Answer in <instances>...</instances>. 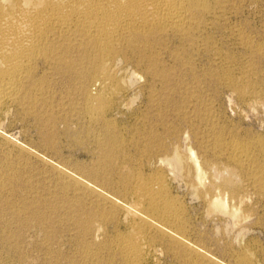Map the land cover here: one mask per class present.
<instances>
[{"label": "rangeland", "instance_id": "obj_1", "mask_svg": "<svg viewBox=\"0 0 264 264\" xmlns=\"http://www.w3.org/2000/svg\"><path fill=\"white\" fill-rule=\"evenodd\" d=\"M213 1L210 0L211 6H216L217 10L212 9L213 13L202 18L204 21L207 18L205 23L202 19L201 21L198 19V23L203 25L200 24L199 30L196 28L194 31L197 43H182L177 36H170L168 39L170 41L160 44V47L163 45L166 48H160L159 44L156 45L158 50L153 48L155 54L157 53L153 55L155 56L153 61L140 55L136 56L137 53L140 54L138 49L129 50L122 58L116 60V71L124 76L123 82L126 87L125 91L117 96L119 103H116L107 114L108 121L111 120L110 126L105 127L103 121L87 120L88 117L83 114L82 104L85 105L84 85L86 84L81 74L88 73L87 69L89 70L90 65L88 62L78 60L76 54L73 58L78 61H73L71 58L62 62L63 65L56 63L51 65L53 68L45 66L46 70H42L44 75L41 70L40 73L38 72L37 77L43 83L45 79L49 80H46L45 84L41 83L42 88L35 93L40 98L35 97L38 99L34 102L25 101L29 107L25 102H22L23 106L22 103L17 102V104H7L0 112V264H87V262L125 264L113 242L118 235L130 230L127 217H124L127 215L128 206L125 202H123L125 207L122 203L115 202L118 201L117 187L120 181L137 171L145 174L160 172L167 179L172 195L178 200L185 218L182 241L163 238L161 235L158 239L159 233L153 232L149 238L150 240L154 238L153 241L158 246L151 241L154 243H152L154 248H146L141 264H191L192 262V264H264V153L262 152L264 151V0H218L219 6L216 0L215 4ZM208 20L214 23H209ZM171 37L175 39L172 40ZM176 52L186 60L182 58L183 62H181L182 60L176 57ZM169 53H172V56ZM129 55L131 57H128ZM143 58L147 62L141 60ZM174 58L179 61H174ZM148 63L155 65L156 68L159 67V71L167 70V73L165 71L155 76V69L148 70ZM183 63L187 64L183 65ZM82 64L83 66H80ZM218 67L219 69L216 70ZM50 69L53 72L51 78H47ZM141 69L145 73L142 74ZM223 70L226 72L224 73ZM217 71L222 75L220 73L218 75ZM76 72L80 76H77ZM232 79H236L237 82ZM74 80H78L77 83ZM81 84H84V87ZM43 85L48 86H46L48 93ZM74 86L78 89L76 91L81 93L76 92ZM68 104L79 107L74 108ZM35 106H38L36 110ZM27 107L32 110L27 111ZM92 124L97 127L94 128ZM108 127L112 129H105ZM174 129H177V133ZM97 130L99 132H96V135ZM137 131L141 133L138 134ZM108 133L109 141L106 138ZM134 133L137 138L133 137ZM120 135L125 137L120 138ZM126 137L129 140L125 141ZM163 142L166 144L163 145ZM236 143L245 145L244 147L250 151L244 160L237 162L227 155V149ZM150 146L153 152L151 155L148 152L151 151ZM109 147L110 151L114 152H110ZM144 147L149 150H144L146 149ZM157 152L159 154H156ZM190 152L195 153L196 159L190 158ZM174 157L181 159V163ZM182 158L188 159L186 161ZM193 160H198L205 167L203 169L209 177L206 173L204 178L197 175L198 170L196 165H193ZM187 162L190 168L193 166L192 170H188ZM184 169L187 171L184 172ZM214 170H218L219 173ZM119 172L121 176L124 173L123 178L117 176ZM211 173L218 175L214 177ZM219 175L221 176L219 178L223 177L220 179L221 182L230 175L235 186L221 184L223 187L216 190L215 196H222L221 200L224 199L222 201L227 205L224 210L222 208L212 210L202 182L207 181L205 184H210L209 181L215 178L219 181ZM112 176H115L114 179ZM197 177L202 178V182ZM260 177L262 180H259ZM109 180H115V183ZM67 181L76 183L72 187L73 185ZM111 189L113 190L110 191ZM63 195L67 196L65 197L67 200L63 201ZM112 197L114 199L116 197L115 202ZM100 201L104 203L99 205ZM111 203H114V207L117 204L121 207L117 206L115 209L116 207L114 208ZM90 208L94 217L90 213ZM106 211L107 215L110 212L115 215L109 214L110 219L106 217ZM96 218L97 220H93ZM89 223L92 225H88ZM88 229H91V232ZM85 233L87 236H84ZM173 244L178 248L175 249ZM188 249L192 255L191 253L188 255Z\"/></svg>", "mask_w": 264, "mask_h": 264}, {"label": "bare ground", "instance_id": "obj_2", "mask_svg": "<svg viewBox=\"0 0 264 264\" xmlns=\"http://www.w3.org/2000/svg\"><path fill=\"white\" fill-rule=\"evenodd\" d=\"M216 1H217V5H218V0H216ZM211 3L212 2H210V0H0V112L5 109V106H7V104H14V103L17 104V102L18 103H22V102L24 103L27 100H29L30 102H34L36 99H38V98L35 99V97H39V95L36 96L35 93L42 88L41 83H43L42 80L37 77L38 72L40 70L42 71L45 68V66L52 67L51 65H54L56 63L61 64L62 62L68 61L69 59L71 60V58H73L74 56L77 55L78 60H80L81 62L82 61L88 62L90 65L89 70L87 69V71H89V72L86 73L85 75L81 74L82 79L85 80V84H86V85L81 84V86H83V85L85 86V88H84L85 92L84 93H86V95H84V93H83L84 100H85V105L82 104L84 107V113L83 114H85V116L88 117L87 120H90L92 122L103 121L105 123V127L107 125L110 126L111 120H109L110 122L108 121V115L107 114H108L110 109L114 108L116 103H119V101L117 102V96L120 93H122L123 91H125L124 89L126 87L125 83L123 82L124 76L119 75L120 73L118 74L116 71V68H115L116 60L120 57L122 58L123 55H125V54H127V52H129V50L133 51V49H138L140 51V54L135 53L136 56L140 55L141 57H144L149 61H153L152 59L155 57V56L153 57V55L157 54V53L155 54V52L153 50L155 48H156V50H158L157 49L158 46L156 47V45L159 44V47H160V44L165 43L166 41H170V40H168L170 38V36H172V37L177 36L178 38L181 39L182 43L187 42V43L194 44L196 42L195 41L196 35L194 34V31L196 28L198 29L200 24H201V23L200 24L198 23L199 22L198 19L199 20L202 19L203 17H205V15L210 14L212 12V9H216L215 8L216 6L214 5L215 2L213 4L215 7H212ZM220 12H221V10H220ZM217 14L218 13H216V15ZM219 15H220V13H219ZM213 16H214V14H213ZM217 18H219V16ZM206 19L207 18H205V21H206ZM214 20H215V18H214ZM205 21L203 20L204 23H205ZM207 22H209V20ZM211 23H214V22H211ZM201 25H203V24H201ZM202 28H204V27H202ZM201 32H202V30H201ZM204 33H202V34H204ZM197 36H198V34H197ZM172 37H171V39H172ZM173 39H175V38H173ZM180 39H179V42H180ZM177 41H178V39H177ZM181 46H182V44H181ZM200 46H201V43H200ZM161 47L163 48L165 46L162 45ZM198 49H199V47H198ZM162 50L163 49H161V51ZM74 54H76V55H74ZM180 54H181V52H180ZM128 57H131V56L129 55ZM128 57H126V58H128ZM176 57L178 59H181V60L183 58V57H181V55H179L178 52H176ZM144 58L141 60H146ZM175 58H174V61H176V62L179 61L178 59L176 60ZM130 59L132 60L133 58H130ZM183 59L186 60L185 58H183ZM74 60H76V59L73 58V61ZM78 60H76V61H78ZM120 60H124V59H120ZM147 60H146V62H147ZM156 60L158 61L157 58H156ZM126 61H127V59H126ZM136 61H137V59H136ZM138 61H140V60H138ZM159 61H160V59H159ZM132 62L134 63V61H132ZM181 62H183V60ZM78 63H80V62H78ZM78 63L76 65H78ZM142 63L144 64V62H142ZM150 63H153V62H150ZM153 64H155V63H153ZM186 64L187 63H185V64L183 63V65H186ZM61 65H63V63ZM61 65H59V66H61ZM73 65H72V67H73ZM179 65H181V63ZM80 66H83V64ZM147 66H149L148 70H151V69L154 70L155 69V76L160 75V73H163L165 71L167 73V70L164 71V69L162 71H159V67H157L158 68L157 69L156 67H154L155 65L153 66V65L149 64ZM192 66H193V63H192ZM192 66H190V67L193 69ZM77 67H79V66H77ZM171 68H173V67H171ZM78 69H80V68H77V70ZM85 69H86V67H85ZM218 69H219V67L216 70H218ZM44 70H46V69H44ZM63 70H65V69H63ZM224 70H223V72H224ZM169 71H170V69H169ZM52 72L53 71L51 70V72L49 74L47 73L50 76L49 77L47 75L48 76L47 78H51ZM56 72H58V71H56ZM73 72L71 71V73H73ZM143 72L144 71L142 70V74H143ZM68 73H70V72H68ZM217 73L219 75L220 71L219 72L217 71ZM42 74L44 75L43 71H42ZM76 74H77V72H76ZM77 76H80V75L77 74ZM223 76H224V74H223ZM42 77H44V76H42ZM72 77H74V76H72ZM166 77H168V75ZM224 78H225V76H224ZM153 79H154V77H153ZM46 80H49V79H45V82H46ZM64 80H65V77H64ZM84 80H82L83 83H84ZM154 80H156V79H154ZM230 80H227V81L230 82ZM72 81H73V79H72ZM77 81H75V82L77 83ZM233 81L237 82L236 79ZM233 81H232V83H233ZM45 82L43 84H45ZM76 83H75V85H76ZM80 83H82V82H80ZM44 86L45 85H43V87ZM46 86H45V89L48 87V86L47 87ZM238 86H239V84H238ZM79 87H80V84H79ZM236 88H237V86H236ZM241 88H242V86H241ZM244 88H246V87H244ZM239 89H238V91H239ZM46 90H47L46 92L48 93L49 90L48 89H46ZM76 90H78V89L76 88L75 91ZM240 91H241V89H240ZM76 92H79V91H76ZM76 92H74V94ZM153 92H155V91H153ZM79 93H81V92H79ZM41 95H43V94H41ZM79 95H81V94H79ZM83 95H81V96H83ZM47 96H49V95H47ZM47 96H46V99H47ZM85 97H86V99H85ZM82 98H80V99H82ZM148 98H150V97H148ZM42 99H44V98L42 97ZM39 101L40 100H38V102ZM75 101H76V99H75ZM79 101H78V103H80ZM62 102H65V101H62ZM23 103H22V106L24 105ZM72 103H75V102H72ZM37 104H39V103H37ZM47 104H48V102H47ZM61 104H64V103H61ZM61 104L59 106H61ZM20 105H18V106H20ZM27 105L29 107V104H27ZM51 105H53V104H51ZM68 105H70V104H68ZM79 105L81 106V103ZM22 106H21V108H22ZM38 106H35L34 109L36 110L37 109L36 107H38ZM72 106H73V104H72ZM75 106H78V105H75ZM75 106H73V107L76 108ZM41 107H42V105H41ZM25 108H26V105H25ZM46 108H47V106H46ZM46 108H44V109H46ZM51 108L53 109V107H51ZM30 110H32V109H30ZM30 110H29V108L27 109V111H30ZM35 110H34L33 115H35ZM53 110H52V112H53ZM78 110L80 112L79 108H78ZM38 111H40V110H38ZM25 112H26V110H25ZM47 113L51 114V112H47ZM24 114H26V113H24ZM40 114H43V113H40ZM83 114H81V116H83ZM188 114H187V117L189 116ZM27 115H30V114H27ZM47 115H46V117H48ZM38 116H39V114H38ZM180 116H183V115H180ZM36 117H37V114H36ZM41 117H42V115H41ZM41 117H39V118L42 119L43 117L42 118ZM183 118L185 119V117H183ZM184 119H183V121H185ZM189 119H188V121H190ZM144 122H145V120H144ZM45 123H46V121L44 122V125H45ZM186 123H189V122H186ZM52 124H53V122H52ZM98 125H100V123ZM113 125H114V123H113ZM93 127H94V125H93ZM95 127H97V125ZM111 127H113V126H111ZM117 127H119V126H117ZM47 128H48V124H47ZM175 128H176V126H175ZM105 129L108 130V129H112V128L108 127ZM99 130H102V129H99ZM99 130L95 131V134H96V132H99ZM107 130H105V131H107ZM145 130H143V131L145 132ZM118 131H119V129H118ZM174 131H176V133H177V129L176 130L174 129ZM144 132H142V133L145 135ZM109 133H110V130H109ZM109 133H108V137H106L107 140L109 138ZM140 133L141 132H138V134H140ZM103 134L105 135L106 133H103ZM116 134H118V133H116ZM143 134H141V135H143ZM172 134H173V132H172ZM110 135L112 136V134H110ZM135 135L136 134L134 133L133 137ZM176 135H178V134H176ZM116 136H114V137H116ZM149 136H151V135H149ZM104 137H103V139H104ZM123 137H125V136H121L120 138H123ZM127 137H126L125 141L129 140V139H127ZM106 138H105V140H106ZM135 138H137V137L135 136ZM157 138H159V137H157ZM100 139H99V141H100ZM113 139L115 140V138H113ZM105 140H104V142H105ZM107 140H106V142L109 141V140L108 141ZM122 140L123 139H121V141ZM131 140L133 141L132 138H131ZM131 140H130V142H132ZM159 140H161V139H159ZM101 142H102V140H101ZM108 143H107V146L109 145ZM112 143H114V142L112 141ZM138 143H136V146ZM149 143H150V141H149ZM164 143L165 142H163V145H164ZM96 144H97V142H96ZM124 144L125 143L123 142V145ZM131 144H133V142ZM242 144H244V142ZM118 145H119V141H118ZM157 145H159V144H157ZM132 146H134V145H132ZM147 146H149V145H147ZM244 146L245 145H239V143L233 144L231 147H229L227 149V151H228L227 155H230V158L236 162L244 160L246 158V156L249 155V153H250L248 148L244 147ZM114 147L116 148V146H114ZM139 148H140V146H139ZM144 148H146L144 150H149V149H151V146L149 149H147V147H144ZM161 148L159 147V149H161ZM164 148H166V147H164ZM261 148H259V151H261L260 150ZM108 149L110 151V147ZM142 149L143 148H141V150ZM141 150H139V151H141ZM166 150H167V148H166ZM112 152H114V151H112ZM148 152L151 155L152 149H151V151H148ZM262 152L264 153V151H262ZM156 154H159V153L157 152ZM190 154H191V152H190ZM190 154H189V156L191 159L197 157L194 152H192V154H191V155H193V157H191ZM105 155H106V153H105ZM110 155H113V154H110ZM104 157H107V156H104ZM112 158H113V156H112ZM152 158H154V156ZM155 158H156V156H155ZM157 158H158V155H157ZM174 158L177 162L181 163V159H178V157H174ZM102 159H104V158H102ZM182 159H184V158H182ZM187 159H186V161H187ZM104 160H106V159H104ZM198 160H195V161L193 160V163H194L193 165H196V167H197V170H198L197 175L199 174L200 176H202L204 178L205 177L204 174L206 173L208 176V173L205 172V170H204L205 167H203L202 164H200V162ZM188 162H190V161H188ZM149 165H150V163H149ZM188 165H189L188 170L193 167L191 165L192 167L190 168L189 163H188ZM150 166L147 165V167H150ZM117 167L119 168V166H117ZM183 168H185V167H183ZM186 169H187V167H186ZM129 170H131V169H129ZM208 170L206 169V171H208ZM186 171L187 170L184 169V172H186ZM217 171L214 170V172H217ZM120 172H119V174H117V176L120 175ZM124 172L126 173L127 171H124ZM211 172H212V170H211ZM117 173H118V170H117ZM217 173H219V172H217ZM123 174L124 173H122V176H123ZM220 174L222 175V173H220ZM114 175H116V173ZM215 175H213V176L216 177ZM122 176L120 175V177H122ZM229 176L230 175H228V177L224 176L225 178L222 180L223 182H221L220 179H222L223 177L219 178V177H221L219 175L218 176L219 181H216L215 180L216 178H215L213 181H209V182H211L210 184L209 183L205 184L207 181L202 182L203 179L202 178L200 179L199 177H197V179L199 178L203 184L202 186L204 188V193L207 196L209 207L212 210L213 209L214 210H216V209L220 210L221 208L224 210L225 205H227V203L225 201L224 202L226 204L222 201L224 199L221 200L222 196L220 197L218 195L219 196L218 197L217 195L215 196V194L217 192L216 190L221 189L223 187L222 186L223 184L225 186L226 185L232 186V187L235 186L232 178ZM114 177H113V179H114ZM260 179H261V177L259 178V180ZM200 180H198V181H200ZM109 181H112V180H109ZM114 181H112V183H115ZM260 182L262 185V181H260ZM65 183L66 182H64V184ZM74 183H76V182L74 181ZM74 183H69V184H72L73 185L72 187H74ZM69 184H67V185H69ZM78 184H79V182H78ZM258 184H260V183H258ZM200 185H201V183H200ZM200 185L198 184V186H200ZM110 187H111V185H110ZM112 187L114 189L115 185ZM117 188H118L117 190H119V191H117L118 196L116 195L118 197L117 198L118 201L115 200L116 197H115V199L113 197L112 198L114 199V202L116 201L115 203H117V202L122 203L123 207H125L123 202H125L127 204L126 206H128V208H127L128 211H127V215L124 217H127L126 220L128 222V226L130 227V230H128V232L125 231L126 233H122V234L118 235L113 243L116 246L115 248H117V250L121 254V257L124 259L125 264H141L142 259H143L144 254H145V251H146V248L147 249L154 248L153 247L154 243H155V246L157 245L156 242L153 241L154 238H151L152 240H150V238H149V236L153 232L159 233L158 239L161 235L163 238H170V239L175 240V241L180 239L182 241L181 237L183 235V226H184V219H185L183 216V209L180 207L178 200L175 197H173L170 186L167 183V179L160 172H154L152 174H147V173L145 174L144 172H141V171L138 172L137 171V173L129 174L127 177L123 178L119 183V187H117ZM75 189L76 188H74V190ZM77 189H78V187H77ZM113 189H111L110 191H112ZM199 189H200V187L198 188V190ZM67 191H69V189H67ZM67 191H65V192H67ZM78 192H79V190H78ZM115 193L116 192H114V194ZM101 195H99V196H101ZM108 195L110 196V194H108ZM65 197L67 198V196H64L63 201L67 200V199H65ZM78 199H79V197H78ZM78 199H76V200H78ZM202 199H204V197ZM93 201H95V200H93ZM96 203H97V201H96ZM102 203H104V202H102ZM102 203L100 201L99 205ZM111 204L113 206L114 203H111ZM117 206H119V204H117ZM117 206H115L116 208L114 206L113 207L115 209H117ZM120 207L121 206H119V208ZM102 208H101V211H102ZM98 209H99V207H98ZM110 209H111V206H110ZM91 210H92V208H90V213L92 214ZM96 211L100 212L99 210H96ZM93 212H94V210H93ZM106 213H107V211L105 212V214ZM93 214H92V216H93ZM109 214L115 215V213H111V212ZM109 214L108 215L106 214V217L107 216L110 217ZM102 215H103V212H102ZM89 218H91V215ZM97 218L93 219V220H97ZM76 219H77V217H76ZM78 219H80V217ZM101 219H103V217ZM110 219H111V217H110ZM112 219H113V217H112ZM98 220H100V218H98ZM85 221L86 222L88 221V216H87V218H85ZM78 222H80V221H78ZM92 222L93 221H91V223ZM91 223H89L88 225H90ZM117 225H118V223H117ZM117 225H115V228H117ZM82 226H84V225H82ZM89 228H91V226H89ZM85 230H87L86 226H85ZM88 230H90V232H91V229H88ZM116 230H118V229H116ZM98 231H99V228H98ZM92 232H93V230H92ZM82 236H83V234H82ZM84 236H87V233H85ZM113 239H114V237H113ZM110 240L112 242V239H110ZM151 241H153L154 243ZM162 241H164V240H162ZM167 241H169V240H167ZM185 241H186V239H185ZM89 242H91V241H89ZM178 243L183 244L182 242H178ZM178 243H176V244H178ZM90 244L92 246H94L92 243H90ZM109 244L111 245L112 243H109ZM185 244H183V245L185 246ZM91 245H90V247H91ZM170 245H172V243ZM180 246H182V245H180ZM87 247H89V246H87ZM174 247H175V245H174ZM176 248H178V247H175V249ZM186 248H189V247H186ZM96 249H97V247H96ZM189 249H188V252H189ZM172 250H174V248ZM177 250H176V252H177ZM112 251L114 252V250H112ZM85 252H86V250H85ZM95 252H96V250H95ZM186 252H184V253H186ZM173 253H174V251H173ZM190 253L192 255L191 251L188 253V255H190ZM176 254H178V253H176ZM84 256H87V255H84ZM90 256H93V255L90 254ZM199 256H200V254H199ZM186 259H188V258H186ZM87 260H88V258H87ZM89 260H90V258H89ZM89 263H92V262H89ZM89 263L87 262V264H89ZM94 263L98 264L97 262H94ZM94 263H92V264H94ZM200 263H202V262H200Z\"/></svg>", "mask_w": 264, "mask_h": 264}]
</instances>
